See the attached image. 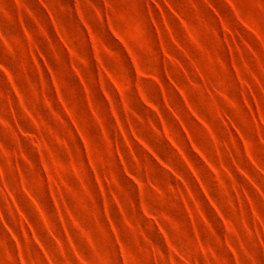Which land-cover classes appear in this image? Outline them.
I'll return each instance as SVG.
<instances>
[{
	"label": "rangeland",
	"instance_id": "obj_1",
	"mask_svg": "<svg viewBox=\"0 0 264 264\" xmlns=\"http://www.w3.org/2000/svg\"><path fill=\"white\" fill-rule=\"evenodd\" d=\"M0 264H264V0H0Z\"/></svg>",
	"mask_w": 264,
	"mask_h": 264
}]
</instances>
